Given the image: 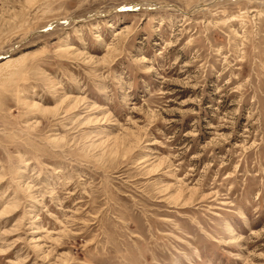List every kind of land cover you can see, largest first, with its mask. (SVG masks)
<instances>
[{
    "label": "rangeland",
    "instance_id": "1",
    "mask_svg": "<svg viewBox=\"0 0 264 264\" xmlns=\"http://www.w3.org/2000/svg\"><path fill=\"white\" fill-rule=\"evenodd\" d=\"M0 264H264V0H0Z\"/></svg>",
    "mask_w": 264,
    "mask_h": 264
},
{
    "label": "bare ground",
    "instance_id": "2",
    "mask_svg": "<svg viewBox=\"0 0 264 264\" xmlns=\"http://www.w3.org/2000/svg\"><path fill=\"white\" fill-rule=\"evenodd\" d=\"M66 101V100H65Z\"/></svg>",
    "mask_w": 264,
    "mask_h": 264
}]
</instances>
